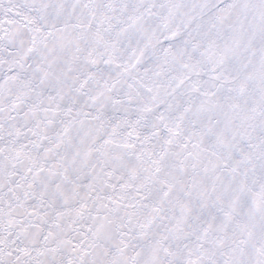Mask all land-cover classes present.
Instances as JSON below:
<instances>
[{
    "label": "snow or ice",
    "instance_id": "obj_1",
    "mask_svg": "<svg viewBox=\"0 0 264 264\" xmlns=\"http://www.w3.org/2000/svg\"><path fill=\"white\" fill-rule=\"evenodd\" d=\"M0 264H264V0H0Z\"/></svg>",
    "mask_w": 264,
    "mask_h": 264
}]
</instances>
